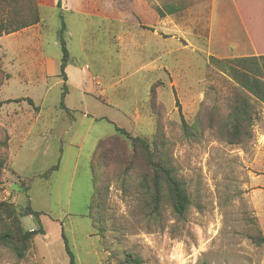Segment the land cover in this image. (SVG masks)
<instances>
[{
  "label": "rangeland",
  "instance_id": "rangeland-1",
  "mask_svg": "<svg viewBox=\"0 0 264 264\" xmlns=\"http://www.w3.org/2000/svg\"><path fill=\"white\" fill-rule=\"evenodd\" d=\"M205 1L0 0V200L36 232L22 257L0 244V264H68L62 231L75 264H264V106L251 98L232 133L245 94L226 74L229 59L207 50ZM60 38L104 89H70L69 107L103 118L67 133L60 72L45 74L46 85L60 82L47 90L29 68L31 51L59 58ZM127 136L144 138L183 182L182 215L165 193L153 199V167Z\"/></svg>",
  "mask_w": 264,
  "mask_h": 264
},
{
  "label": "crops",
  "instance_id": "crops-1",
  "mask_svg": "<svg viewBox=\"0 0 264 264\" xmlns=\"http://www.w3.org/2000/svg\"><path fill=\"white\" fill-rule=\"evenodd\" d=\"M199 8V11L192 8L195 10H191V13H201L203 6ZM67 10L71 12L81 11L80 8H67ZM179 13L180 10L175 8L172 12H167L166 14L177 15ZM205 14L207 16L206 41L209 54L222 59L257 57L260 71L258 75H252L258 79L253 84L257 94L253 95L250 93V95L252 96L251 101L264 106V58H262L264 56V0H206ZM159 21L158 23H160ZM176 28L179 27L176 26ZM27 45L28 42H26ZM29 58L31 60L29 68L39 73V76L36 77V79L40 80L39 84H37L38 87L45 89L47 86L46 89L49 90L60 83L57 81L53 85H46L45 74L54 76L58 71L60 72L61 56L59 58H50L45 54L38 55L31 51ZM64 73L66 78L62 77L60 80L62 81L60 85L64 84L62 89L64 93L61 94L59 99V103H62V106L59 107L61 111L59 120H61L58 123L62 124L63 133H67L75 121L84 122L89 119V122H93L103 118V116H94L88 110L80 107H69L66 98L70 89L74 88L82 94L97 92L98 89L96 88H99L101 92L104 89L101 87V82L91 77L86 71V67L73 57H70V55L66 61ZM231 81L233 82L232 79ZM41 115L42 112L38 114L34 122L40 120L39 117H42ZM65 115L69 117L67 118L68 120H64ZM88 121L87 124L89 123ZM7 122L10 121L7 120ZM9 133L11 135L16 134V126L9 128ZM29 133L31 134V130ZM27 134V129L22 130L23 139L21 142H24ZM39 135V139L45 141L47 131H41ZM58 153V157H60L62 154L61 148L58 149ZM50 167H46L38 174L45 172Z\"/></svg>",
  "mask_w": 264,
  "mask_h": 264
},
{
  "label": "trees",
  "instance_id": "trees-1",
  "mask_svg": "<svg viewBox=\"0 0 264 264\" xmlns=\"http://www.w3.org/2000/svg\"><path fill=\"white\" fill-rule=\"evenodd\" d=\"M57 3H59V0ZM166 10L167 11L157 8L158 16H163L166 12H172L174 9L167 8ZM25 25H27L26 22L14 26L10 28V30H5L4 32L9 33ZM64 27L65 24L61 21L60 33L63 31ZM1 32L2 30H0V35ZM60 44L62 52L60 60V75L65 79L66 76L64 73V67L69 57V53L64 45L63 39L61 38ZM262 58H264V56ZM228 63L229 66L226 68L227 76L233 80L234 84L240 89L241 93L246 95H242V98L239 100V102L232 106V111L230 113L233 120V123L231 124L232 133L241 134L240 122L244 117L245 119L250 118V114L248 112V109L251 108L249 105L250 99L252 97L250 93L253 95L257 94L256 88L253 84L254 82L258 81V79L254 78L252 75H258L260 67L257 57L231 58L229 59ZM116 130L119 134L127 135L122 128H117ZM127 138L130 139L132 145L141 144V146L146 151L147 162L151 167H153V172L150 175V187L153 193V199L157 201L165 193L174 212L177 215H182L188 205V195L183 186V182L173 174L172 168L168 166L164 157L161 156L156 158L154 156L153 151L149 149V144L144 138L139 136H127ZM97 143L98 144L96 147L102 148L104 141L99 140ZM2 163V160H0V166H2ZM56 168L57 164L51 166L48 169V172ZM34 214L37 215L36 212H34ZM0 218L4 222V228L0 230V244L9 245L19 257H22L23 251L27 247V243L36 233L35 230H24L18 221L15 209L8 202L3 200H0ZM61 235L64 242L65 252L68 256V264H75L74 253L70 249L63 231L61 232ZM258 240L264 241V237L260 236Z\"/></svg>",
  "mask_w": 264,
  "mask_h": 264
}]
</instances>
